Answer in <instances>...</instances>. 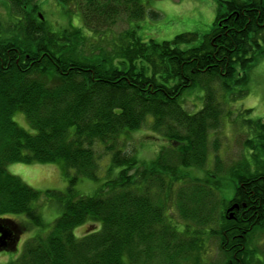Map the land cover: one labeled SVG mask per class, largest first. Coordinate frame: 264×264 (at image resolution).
I'll return each instance as SVG.
<instances>
[{
	"label": "trees",
	"instance_id": "obj_1",
	"mask_svg": "<svg viewBox=\"0 0 264 264\" xmlns=\"http://www.w3.org/2000/svg\"><path fill=\"white\" fill-rule=\"evenodd\" d=\"M6 1L18 26L0 28V223L9 234L4 250H16L18 237L46 226L33 206L43 194L11 174L8 164L57 163L70 181L67 193H45L61 206V215L7 264H215L203 260L208 237L220 242L224 258L218 264H264L259 239L245 240L251 222L264 218V120H247L244 144L253 162L245 158L229 170L232 197L219 193L217 200L214 188L199 179L191 185L183 170L206 167L210 133L222 127L226 103L247 94L250 64L264 54V0H218L220 13L202 38L187 32L144 40L129 28L109 46L89 39L88 31L97 29L73 20L68 29H51L36 0ZM125 2L130 19L144 17L141 0ZM86 6L83 20L111 16L109 0H86ZM196 85L204 88L205 102L190 113L180 97ZM17 113L30 129L16 122ZM147 123L168 145L141 162L126 150V138ZM107 155L111 168H120L117 176L96 195L75 193L79 179H99ZM216 159L214 173L220 175ZM230 198L247 204L237 220L250 221L227 218ZM173 210L182 227L169 215ZM20 214L28 221L13 217ZM87 222L93 228L78 238L75 228ZM215 222L221 231L209 227ZM229 223L242 236L240 250L223 248Z\"/></svg>",
	"mask_w": 264,
	"mask_h": 264
},
{
	"label": "rangeland",
	"instance_id": "obj_2",
	"mask_svg": "<svg viewBox=\"0 0 264 264\" xmlns=\"http://www.w3.org/2000/svg\"><path fill=\"white\" fill-rule=\"evenodd\" d=\"M40 6V17L45 25L51 29H68L70 20L82 29H97V33L88 31L90 40L100 41L102 45H110L120 33L126 29H135L137 35L144 40L155 39L157 41L172 40L176 35L187 32H195L201 38L213 27L217 16L219 15L218 0H141L145 5V15L141 19L133 20L128 17V12L124 9L125 0H109L111 10L109 17H94L92 14L83 20L81 15L87 10L86 0H68L66 3L60 0H36ZM98 3H108V0H96ZM10 3L6 0H0V28L5 29V25L18 26V18L12 17L10 12ZM69 9L77 15L72 18ZM106 12V11H105ZM100 16V15H99ZM87 22L88 26L85 24ZM97 35V36H96ZM98 35H101V39ZM93 36V38H92ZM217 85V83H214ZM239 90L237 88L235 91ZM247 94L237 99H231L226 103L227 113L222 118V127L217 133H210L209 137V155L205 168L189 167L184 168V172L189 173L188 183H196L199 179L202 184L214 188L218 195L216 199L225 196V199L232 197L234 193V183L229 176V170L233 166L242 163L245 158L253 162L251 152L245 148V140L250 138L247 120H264V54L250 64L249 82L247 84ZM205 90L196 85L187 89L180 97L181 105L190 113H196L204 106ZM246 112L247 110H249ZM16 122L23 128L30 129L29 123L23 113H17L14 116ZM152 118H148L151 122ZM130 138V139H129ZM126 140H131V147L126 148L129 153L134 154L141 162L154 160L163 146L168 142L154 134L149 124L141 128L132 130ZM219 143L216 149L214 144ZM130 146V143H128ZM134 149V150H133ZM216 156L220 160V175L214 173L218 164ZM8 171L18 176L27 185L40 191L42 198L33 203V206L41 213L45 227L34 226L31 230L21 235L18 241L17 249L0 251V264H7L9 261L18 257L28 238L46 232L53 224L54 220L61 215L62 208L54 200L47 198V190H55L67 193L70 181L63 174L62 169L57 163H23L11 162L7 166ZM120 168L110 165V156L101 160V170L98 180L81 178L73 184L75 193L84 196H93L98 194L100 189H105V183L115 178ZM73 173V172H72ZM191 184V185H192ZM219 185V186H218ZM193 187V186H192ZM177 190V189H175ZM208 190V189H207ZM220 195V196H219ZM214 201V198L212 199ZM228 201V200H227ZM226 201V202H227ZM174 211V212H173ZM172 217L175 222L183 226V221L178 215L177 210H173ZM19 220L28 221L25 215H13ZM211 229L220 230L218 222L209 226ZM93 228L90 222L79 225L75 228V235L80 238ZM207 228V227H206ZM257 242L259 249L264 251V233ZM203 260L206 263L218 264L223 262V252L220 250V242L216 238H206L204 250L202 252ZM184 263V262H183Z\"/></svg>",
	"mask_w": 264,
	"mask_h": 264
},
{
	"label": "flooded vegetation",
	"instance_id": "obj_3",
	"mask_svg": "<svg viewBox=\"0 0 264 264\" xmlns=\"http://www.w3.org/2000/svg\"><path fill=\"white\" fill-rule=\"evenodd\" d=\"M232 200L233 198H230L227 202L226 208H224L225 215L227 216V218H229V220L231 221H236L237 223L239 222L245 223L247 221H250L251 218L250 219L239 218L237 220L235 214L239 212L242 207H247V204L245 203L240 204L239 202H232ZM234 206H237V207H234ZM232 207L234 208L230 210V208ZM246 231L249 233V235L247 234L245 235V240H248L253 237L256 240L261 238L260 234L264 233V218H262L261 220H258V222L257 221L251 222L250 227ZM246 231H243V232H246ZM234 232H235L234 226L232 223H229L228 225H226L222 230L223 240L221 241V243H223V248L225 247L224 249L228 252L231 251V249L240 250L243 247V243L241 241L243 240L242 236L240 234H235ZM10 242L12 243L13 241H10Z\"/></svg>",
	"mask_w": 264,
	"mask_h": 264
},
{
	"label": "water",
	"instance_id": "obj_4",
	"mask_svg": "<svg viewBox=\"0 0 264 264\" xmlns=\"http://www.w3.org/2000/svg\"><path fill=\"white\" fill-rule=\"evenodd\" d=\"M237 207V206H234ZM234 207L230 208V210H232ZM9 234L6 232V230H4V228L2 227V224L0 223V250L4 249L5 245H6V240L8 239ZM19 237L17 238V240L15 241V244L18 242Z\"/></svg>",
	"mask_w": 264,
	"mask_h": 264
}]
</instances>
